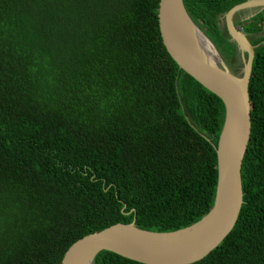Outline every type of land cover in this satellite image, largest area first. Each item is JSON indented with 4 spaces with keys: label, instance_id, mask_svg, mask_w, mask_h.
Returning <instances> with one entry per match:
<instances>
[{
    "label": "trees",
    "instance_id": "obj_1",
    "mask_svg": "<svg viewBox=\"0 0 264 264\" xmlns=\"http://www.w3.org/2000/svg\"><path fill=\"white\" fill-rule=\"evenodd\" d=\"M243 1L182 0L230 68L221 17ZM158 2L0 0V264H60L88 233L174 231L211 209L224 105L166 51ZM244 22L257 46L242 205L191 264H264V8ZM93 264L144 263L103 250Z\"/></svg>",
    "mask_w": 264,
    "mask_h": 264
},
{
    "label": "water",
    "instance_id": "obj_2",
    "mask_svg": "<svg viewBox=\"0 0 264 264\" xmlns=\"http://www.w3.org/2000/svg\"><path fill=\"white\" fill-rule=\"evenodd\" d=\"M260 6L264 0H246L224 14L229 40L242 57L240 74L231 72L210 39L192 21L182 0H159L158 26L164 47L180 69L202 87L215 94L224 105V122L216 146L217 181L213 205L197 222L178 230L159 232L141 229L130 223H117L91 232L74 241L65 251L60 264H77L90 255L91 261L103 250L144 264H191L219 245L232 230L242 203L241 164L251 130L248 81L254 49L246 34L237 29L233 16L242 9ZM261 9V10H262ZM183 11L191 24L208 42L217 56L215 62L180 20ZM228 140L221 148L223 135Z\"/></svg>",
    "mask_w": 264,
    "mask_h": 264
},
{
    "label": "bare ground",
    "instance_id": "obj_3",
    "mask_svg": "<svg viewBox=\"0 0 264 264\" xmlns=\"http://www.w3.org/2000/svg\"><path fill=\"white\" fill-rule=\"evenodd\" d=\"M178 20H180V22H182L185 26H187L189 28V30L191 32V36L193 38H195L196 41L206 51H208L210 59L215 62V60L217 59L216 58L217 56H215V54L212 52V50L210 49V46H209L208 42L203 37V35H201L199 33V31H197V29L193 26V24L190 23V21L188 20V18L186 17V15L184 14L183 11H180ZM227 140H228V136H227V134H224L223 135V138H222V142H221V148H222L223 152L225 151L226 144H227ZM77 264H92L90 255L85 256L84 258H82Z\"/></svg>",
    "mask_w": 264,
    "mask_h": 264
},
{
    "label": "rangeland",
    "instance_id": "obj_4",
    "mask_svg": "<svg viewBox=\"0 0 264 264\" xmlns=\"http://www.w3.org/2000/svg\"><path fill=\"white\" fill-rule=\"evenodd\" d=\"M262 7L260 6H254V7H250V8H246V9H242L240 11H237V13L233 16V22L234 25L237 29H239L241 32H243L244 34H246V36L249 34L246 31H243V25L245 24L244 21L250 19V17L254 14H256L257 12L261 11ZM242 24V25H241ZM221 25L223 27H225V23H224V18L221 17ZM251 36L254 37L253 34H251ZM237 63H235L234 68H230V71L233 73H235L236 75L240 74L241 68L243 66L242 63V57L240 55V53H238V57H237Z\"/></svg>",
    "mask_w": 264,
    "mask_h": 264
},
{
    "label": "flooded vegetation",
    "instance_id": "obj_5",
    "mask_svg": "<svg viewBox=\"0 0 264 264\" xmlns=\"http://www.w3.org/2000/svg\"><path fill=\"white\" fill-rule=\"evenodd\" d=\"M247 38H248V40L251 42L252 41V39L254 38L253 36H251V34H248L247 35Z\"/></svg>",
    "mask_w": 264,
    "mask_h": 264
}]
</instances>
